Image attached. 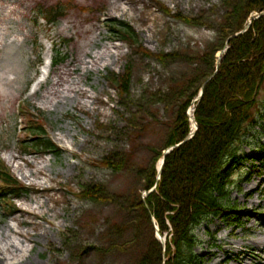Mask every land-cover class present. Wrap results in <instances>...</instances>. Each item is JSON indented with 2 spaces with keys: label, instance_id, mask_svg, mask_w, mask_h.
I'll use <instances>...</instances> for the list:
<instances>
[{
  "label": "rangeland",
  "instance_id": "rangeland-1",
  "mask_svg": "<svg viewBox=\"0 0 264 264\" xmlns=\"http://www.w3.org/2000/svg\"><path fill=\"white\" fill-rule=\"evenodd\" d=\"M237 1L0 0V164L31 187L0 197V264H137L156 238L131 205L145 180L137 179L135 164L117 171L103 159L133 152L136 164L148 167L152 153L166 150L178 99L200 93L209 76L202 70L216 63L227 39L219 37L220 24ZM56 5L63 13L55 24L37 20L36 12L44 16ZM113 20L131 25L141 47L112 33ZM57 52L64 59L45 63ZM127 68L123 93L109 76ZM35 123L42 133L31 130ZM255 132L228 173L229 216L196 229L205 264H264V157H248L264 153V120ZM39 138L61 153L31 146ZM99 184L116 200L83 194Z\"/></svg>",
  "mask_w": 264,
  "mask_h": 264
},
{
  "label": "trees",
  "instance_id": "trees-1",
  "mask_svg": "<svg viewBox=\"0 0 264 264\" xmlns=\"http://www.w3.org/2000/svg\"><path fill=\"white\" fill-rule=\"evenodd\" d=\"M164 8L169 11L167 7ZM263 9L264 0L237 1L227 13L228 22L224 25H228V30L220 24L222 32H219V37L228 39L244 28L253 11ZM47 13L49 22H57L63 12L60 5H56L50 7ZM190 21L192 18H189ZM110 29L119 39L141 47L135 38L136 31L128 23L113 20ZM219 46L215 47V51ZM142 52L153 56L146 49H142ZM208 54L203 53L206 60ZM156 56L161 60L177 58L175 53ZM210 59H214V52H211ZM215 65L211 61L209 68L202 70L204 78L215 70ZM125 72L126 75H121L112 71L109 76L112 83L121 86L119 88L123 93L129 87L131 69L127 68ZM185 94V98L178 99L175 118L166 131L165 148L183 141L191 130L187 110L193 96L191 92ZM194 115L199 124L198 130L190 140L166 157L158 188L146 200L150 211L140 195L131 199L132 210L141 212L149 224L152 223V214L161 232L171 235L167 239V264H205V255L197 250L201 240L196 229L203 223H211L215 217L228 214L229 199L226 195L230 192L231 184L227 180L228 173L239 160L242 146L253 143L256 127L264 120V15L230 41L218 73L206 85ZM31 128L37 131L35 133H42L40 123H35ZM31 146L48 153H61L49 138L33 139ZM161 155V151L152 153L148 167L136 164L133 152L116 151L104 158L103 162L104 167L117 171L130 169L135 164L137 179L140 181V177L143 178L144 188L149 190L156 181V163ZM0 180V197L4 199L30 189L20 183L4 164H0ZM83 194L98 202L116 200V196L108 192L103 184L91 191L85 190ZM6 202L10 206L9 213L17 210L12 200ZM137 264H162V248L156 238L151 239Z\"/></svg>",
  "mask_w": 264,
  "mask_h": 264
},
{
  "label": "water",
  "instance_id": "water-1",
  "mask_svg": "<svg viewBox=\"0 0 264 264\" xmlns=\"http://www.w3.org/2000/svg\"><path fill=\"white\" fill-rule=\"evenodd\" d=\"M263 15H264V9H263L262 11L257 12L254 16H251V17L249 18L248 23H247V24L245 25V27L243 28V30H241V31H239V32H237V33H234L233 35H231V36L227 39L224 48L220 51V55H219V57H218V61H217V64H216V69H215V71H214V72H213V73H212V74H211V75H210V76L204 81V83H203L202 86H201V91H200V93L198 94V96H196V97L192 100L190 107H195V105H196V104L202 99V96H203V94H204V90H205L206 85L208 84V82H209V81H210V80H211V79L217 74V72H218L220 62H221V60H222L223 55L227 52V50H228V48H229V43H230V41H231L234 37L238 36L239 34L244 33L245 31H247V30L249 29V27L252 25L253 21H254L255 19L260 18V17L263 16ZM188 115L190 116V119H191V121H192V129H191V131H190L189 134L183 139V141H181V142H179V143H177V144H174V145L168 147L166 150L163 151V154H162V160L160 161L159 166H158V174H157V176H156V181H155L153 187H152L150 190H148V191H144V193H143V200H144V202L146 203V206H147L148 209H149V207H148V204H147V202H146V198H147V196H148L149 194H151V193H152L154 190H156L157 187H158V184H159V181H160V178H161V175H162V170H163V167H164V164H165L166 157L168 156V154H169L173 149L179 147V146H180L181 144H183L184 142L190 140V139L196 134V132H197V130H198L199 124H198L196 118L193 116V113H192V111H190V109H189V111H188ZM152 222H153L154 225H155V230H156V233H157V238H158L159 241L161 242V244H162V248H163V253H162V264H166V262H167V256H166V237L163 236V234L161 233V231H160L158 225L156 224V220H155V218H154L153 215H152Z\"/></svg>",
  "mask_w": 264,
  "mask_h": 264
},
{
  "label": "bare ground",
  "instance_id": "bare-ground-1",
  "mask_svg": "<svg viewBox=\"0 0 264 264\" xmlns=\"http://www.w3.org/2000/svg\"><path fill=\"white\" fill-rule=\"evenodd\" d=\"M195 98V97H194Z\"/></svg>",
  "mask_w": 264,
  "mask_h": 264
}]
</instances>
